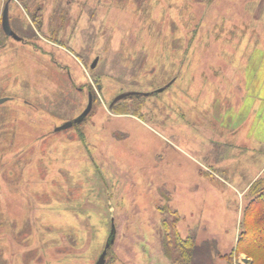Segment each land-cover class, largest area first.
I'll list each match as a JSON object with an SVG mask.
<instances>
[{
	"label": "rangeland",
	"instance_id": "obj_1",
	"mask_svg": "<svg viewBox=\"0 0 264 264\" xmlns=\"http://www.w3.org/2000/svg\"><path fill=\"white\" fill-rule=\"evenodd\" d=\"M7 3L22 41L1 32L0 99L11 100L0 104V152L15 163L0 167V264H95L111 224L109 264H172L156 211L167 205L182 238L233 251L247 190L264 183V47L247 38L248 17L264 26V0H0V31ZM205 63L224 69L217 93L201 94ZM90 95L83 123L55 133Z\"/></svg>",
	"mask_w": 264,
	"mask_h": 264
},
{
	"label": "trees",
	"instance_id": "obj_2",
	"mask_svg": "<svg viewBox=\"0 0 264 264\" xmlns=\"http://www.w3.org/2000/svg\"><path fill=\"white\" fill-rule=\"evenodd\" d=\"M260 1H263V0H260ZM247 20H251V23H253L251 24L252 28H249V31H247L248 32L247 38L250 36L251 31L254 32L256 35L252 36L250 40L252 39L256 41L259 40L260 45L264 47V26H262L261 23L257 26H253L254 22L257 20H253L252 17H248ZM1 32L2 31H0V49L4 44L2 38H5L3 37V34ZM50 40L55 42L58 45L61 44L60 42L56 40L55 41L52 39ZM154 43H157L159 45V46L157 45L158 53L160 51H164V49L162 48H166L164 47L165 43L159 37L156 38V42L154 41L153 44ZM178 44L179 43L173 44L172 47L175 45L178 46ZM172 47H170V49H172ZM145 49H147V47ZM178 52L181 54V56L174 57L170 61L171 66H172V63H174V65L172 66V69L176 71L174 73L177 74L176 76L177 78L179 76L178 71L180 70L178 66L179 65L181 66L183 62V58L186 55L185 49L182 51L179 49ZM223 58H224V55H222L220 58L222 62L224 60ZM220 62H221L220 60L217 61V63H220ZM147 63H148V58L145 63V66L147 65ZM209 68H213V67L208 66V63H205L204 65L201 64V66L198 68L199 75L202 74L203 77H207V79L197 80L198 84L199 85L201 84V87H202L201 94L202 93L207 94V92H209L210 94L213 91L217 93V91L224 86L223 82H225V79L221 77V75L224 73L223 67L213 68L214 70H210ZM207 71L210 73H208ZM213 72L217 73V75H214ZM176 80L174 82H176ZM192 80L191 82H193ZM173 83L171 85H173ZM207 87H210V89L209 88L207 89ZM186 90L187 89H185L184 91L186 92ZM136 98L137 97L132 98V99H136ZM116 104H114V106ZM130 112L131 111L125 109L124 113H130ZM132 113L136 114L133 111ZM138 116L140 117V115ZM5 150L6 149L2 148L1 151H4V152H0V167L2 169L5 168V164L8 162L15 163L13 162L14 157H10L12 152L9 151L5 153ZM7 155H9V157L6 158ZM5 159H7L8 162L6 161L4 163ZM94 174H95V177L97 178L96 184L94 185V189L96 191V190H100L101 187L104 186L102 176L100 175V172L96 165H95ZM106 194H107L106 190L102 189L100 190L98 195L99 197L101 196L104 197L106 196ZM246 196L248 200L246 201V204L243 208V215L241 216V219H240L239 234L237 237L236 245L233 251H231L228 255H223V256L219 253L217 249V244L214 241H212V243L210 244L206 242H202L199 245L197 244L195 234H191V233L185 238H182L177 230V224L179 223V220H180L177 210L171 209V207H169L168 205L167 207L159 206L158 208H156V211H158V213L161 214V216L159 215L160 216L159 226L161 228L160 237L162 239V245L164 246L163 251H164V254L168 257V260L170 261V263L172 264H206L207 262L209 263V259H210L209 264H212L211 256H213L214 258L218 257L219 259H224V260L227 259L231 261L233 256L236 257V255L242 254L245 256L246 264H264V183L263 181L261 179H257V181H255L248 188ZM106 198L107 197H105V199ZM0 222H1V218H0ZM211 245H212L211 250H209L208 248ZM110 250L111 248L108 249L107 251V255L105 258V264H109V262H107V257H108ZM233 253H235V255Z\"/></svg>",
	"mask_w": 264,
	"mask_h": 264
},
{
	"label": "water",
	"instance_id": "obj_3",
	"mask_svg": "<svg viewBox=\"0 0 264 264\" xmlns=\"http://www.w3.org/2000/svg\"><path fill=\"white\" fill-rule=\"evenodd\" d=\"M1 28L4 32V34L7 37L12 38L15 41H19V37H17V35L11 30L10 25H9V20H8V3L5 4L3 12H2V17H1ZM97 63V59H95L93 61V63L91 64V69H94ZM171 83H169L166 87L155 90L152 93H143V92H126V93H121L120 95H118L117 97L114 98V100L112 101L111 106H113L115 103L121 101V100H126L132 97H150L151 95L154 94H159L161 92H163ZM8 99L7 98H3L0 99V104L6 102ZM92 108V96L90 95L88 97V104L87 107L85 108V110L75 119H73L72 121H68L65 122L63 125L57 127L55 129L56 132H61L67 129L72 128L74 125H78L81 124L82 121L88 116V114L90 113ZM113 226L109 235V238L101 252V254L99 255L97 261L95 262V264H105V258H106V254H107V250L111 247V245L113 244Z\"/></svg>",
	"mask_w": 264,
	"mask_h": 264
},
{
	"label": "flooded vegetation",
	"instance_id": "obj_4",
	"mask_svg": "<svg viewBox=\"0 0 264 264\" xmlns=\"http://www.w3.org/2000/svg\"><path fill=\"white\" fill-rule=\"evenodd\" d=\"M8 39H10V38H8ZM21 41H22V40L20 39V41H17V42L19 43V42H21ZM32 44H33V43H32ZM30 47H31L32 49H35L34 51L39 52V51L36 50L34 44L31 45ZM39 53H40L43 57L48 58V60L50 59V58L47 56V55H49V53H48V54H46V53H44V52L42 53V51H40ZM50 61H51V60H50ZM167 89H168V88H167ZM164 91H166V89H165ZM92 100H93V98H92ZM56 128H57V127H56ZM56 128H55V129H56ZM55 129H54V132H55V133H60V132H56ZM61 132H63V131H61Z\"/></svg>",
	"mask_w": 264,
	"mask_h": 264
},
{
	"label": "crops",
	"instance_id": "obj_5",
	"mask_svg": "<svg viewBox=\"0 0 264 264\" xmlns=\"http://www.w3.org/2000/svg\"><path fill=\"white\" fill-rule=\"evenodd\" d=\"M251 183H252V182H251ZM251 183H250V184H251ZM250 184H249V185H250ZM235 244H236V242H235Z\"/></svg>",
	"mask_w": 264,
	"mask_h": 264
}]
</instances>
